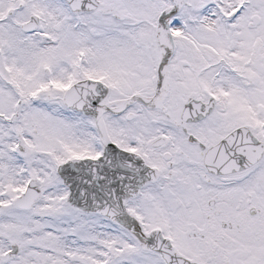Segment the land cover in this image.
Returning <instances> with one entry per match:
<instances>
[{"label":"snow or ice","instance_id":"obj_1","mask_svg":"<svg viewBox=\"0 0 264 264\" xmlns=\"http://www.w3.org/2000/svg\"><path fill=\"white\" fill-rule=\"evenodd\" d=\"M0 264H264V0H0Z\"/></svg>","mask_w":264,"mask_h":264}]
</instances>
